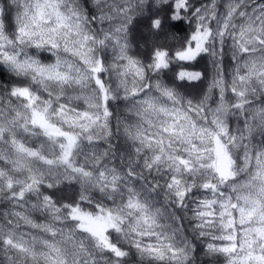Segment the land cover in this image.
Wrapping results in <instances>:
<instances>
[{
    "label": "snow or ice",
    "instance_id": "snow-or-ice-1",
    "mask_svg": "<svg viewBox=\"0 0 264 264\" xmlns=\"http://www.w3.org/2000/svg\"><path fill=\"white\" fill-rule=\"evenodd\" d=\"M80 3L0 0V56L11 67L35 71L45 81H75L82 88L90 79L96 89L83 97L88 109L57 106L59 122L49 116L50 102L40 105L32 89H11L12 96L25 102L27 115L17 111L10 123L22 120L25 132L30 127L39 129L52 150L59 151L50 157L43 145L37 149L15 136L11 139L14 156L0 149V190L7 189L0 198L7 201L0 203V264H67L63 241L52 239L60 234L61 209L46 194L32 162L49 167L59 163L86 178L91 176L72 164V156L82 135L87 134L88 143L93 144L100 139L99 133L108 132L116 98L104 80L110 69L117 71L133 97L144 94L135 86L127 89L128 77L142 80L150 69L166 76L171 72L173 81L182 82L179 87L187 82L203 85L191 98L179 94L178 87L157 80L158 98L170 101L171 106L147 97L141 103L144 113L162 118L158 130L151 133L137 126L126 131L148 149L156 145L154 164L166 160L177 170L192 171L196 162L201 171L212 174V180L201 184L210 197L199 202L195 213L207 256L216 264H264V0H83L86 12ZM9 22H14V37L8 34ZM133 33L147 48L144 59L130 52ZM26 42L36 48L63 45L79 57L83 70L60 58L49 65L30 58L21 61L23 52L14 46ZM109 46L114 53L110 66L106 56L95 55ZM202 64L210 71L202 70ZM147 122L152 124L151 119ZM9 131L0 122V140ZM174 141L183 146L184 155L173 154ZM66 210L80 231L97 240V247L117 258L127 255L106 235L116 227L111 213L94 215L76 205H67ZM41 214L46 217L44 222ZM169 250L174 257L183 251L171 245Z\"/></svg>",
    "mask_w": 264,
    "mask_h": 264
},
{
    "label": "clouds",
    "instance_id": "clouds-1",
    "mask_svg": "<svg viewBox=\"0 0 264 264\" xmlns=\"http://www.w3.org/2000/svg\"><path fill=\"white\" fill-rule=\"evenodd\" d=\"M80 8L82 12L87 11L83 0ZM13 23L9 22L7 25L8 34L12 37L15 34ZM88 28L92 29L93 26L89 24ZM129 39L130 52L144 59L147 48L138 37H135V33ZM14 47L23 52V55L19 56L21 61L30 58L42 65H49L60 58L73 65L75 69L83 70L79 57L71 51H65L63 45L59 49H52L47 45L36 48L26 42L24 45ZM7 51L12 53L13 47H9ZM95 55L98 58L106 56L108 66L113 63L114 53L110 46L96 51ZM61 67L66 65L62 64ZM201 68L210 71L209 66L202 64ZM172 75L171 72L166 76L151 69L145 73L142 80L130 75L127 89L135 86L144 94L133 97L121 84V77L115 69L105 71L104 80L112 89L110 95L116 96L112 101L113 115L108 122V132L99 133L97 130L100 139L93 144L88 143L87 134L82 135L81 144L72 156V164L88 170L91 173L90 177L79 175L59 163L49 167L37 161L32 162L33 170L37 171L43 186L47 188L46 194H51L56 206L61 209L62 219L58 225L60 234L52 239L57 243L63 241L61 246L65 249L67 264H93L94 260L96 264H206V262L216 264L205 254L204 240L199 235L200 229L197 227L199 221L195 215L199 202L210 197V193L204 190L201 184L206 180H212V174L201 171L196 162L193 163L192 171L177 170L166 160L154 164L156 145L148 149L126 131L128 128L135 130L137 126L142 131L151 133L158 130L162 118L156 114L144 113V105L141 103L147 97L156 99L157 103H167L171 106L170 101L158 98L155 88L157 80L178 87L179 94L191 98H195L203 87L202 84L194 85L192 82L179 87L182 82L173 81ZM149 85L152 87L149 88ZM17 86L32 89L34 95H39L40 105L46 101L50 102L49 116L54 122H59L55 109L60 104H66L72 109H88L83 97L96 92L94 81L89 79L83 88L75 81L65 84L54 80L45 81L35 71L15 70L0 56V122L10 129L7 136L0 140V149L14 156L11 139L15 136L18 141L37 149L43 145L48 155L54 158L59 149L53 151L52 144L39 129L30 127L29 131L25 132L20 126L22 120L17 121L16 125L10 123L17 111L27 115L25 102L11 95V89ZM125 96L128 98L124 99ZM148 119H151L152 124L147 122ZM171 151L173 154L178 151L180 155H184L183 146L175 141ZM101 173L105 175L102 177ZM49 184L51 187H47ZM6 191L7 189L0 190V198ZM182 191L185 195H179ZM0 203L7 204V201L0 199ZM67 205L79 206L83 211L94 215L103 213L107 216L111 213L116 227L109 228L106 235L127 255L117 258L97 247V240L80 231L76 227V222L68 216ZM40 219L44 222L46 217L41 214ZM21 227L23 228V225ZM68 235L73 239L66 240L65 237ZM81 244L83 248L80 247ZM169 245L183 251H178L174 257ZM185 256L187 260L184 259Z\"/></svg>",
    "mask_w": 264,
    "mask_h": 264
},
{
    "label": "trees",
    "instance_id": "trees-1",
    "mask_svg": "<svg viewBox=\"0 0 264 264\" xmlns=\"http://www.w3.org/2000/svg\"><path fill=\"white\" fill-rule=\"evenodd\" d=\"M226 62H230V61H226ZM206 264H207V262H206Z\"/></svg>",
    "mask_w": 264,
    "mask_h": 264
}]
</instances>
